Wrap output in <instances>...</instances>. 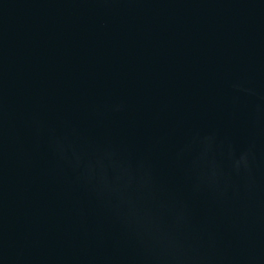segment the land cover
I'll return each instance as SVG.
<instances>
[{"label":"water","instance_id":"obj_1","mask_svg":"<svg viewBox=\"0 0 264 264\" xmlns=\"http://www.w3.org/2000/svg\"><path fill=\"white\" fill-rule=\"evenodd\" d=\"M0 264H264V0H0Z\"/></svg>","mask_w":264,"mask_h":264}]
</instances>
